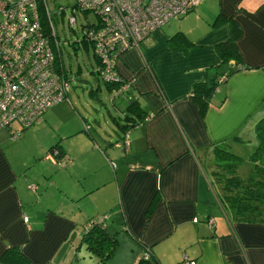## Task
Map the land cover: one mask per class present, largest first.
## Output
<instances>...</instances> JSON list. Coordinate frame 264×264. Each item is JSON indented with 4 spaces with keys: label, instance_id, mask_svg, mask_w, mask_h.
<instances>
[{
    "label": "crops",
    "instance_id": "1",
    "mask_svg": "<svg viewBox=\"0 0 264 264\" xmlns=\"http://www.w3.org/2000/svg\"><path fill=\"white\" fill-rule=\"evenodd\" d=\"M219 13L225 17L215 23ZM174 20L118 54L116 69L130 82L128 89L117 94L106 84L112 99H126L123 111L130 100L141 106L144 115L133 125L122 128L110 115L117 131L101 133L68 93L61 103L74 114L72 124L67 114L47 108L29 126L0 128V255L17 245L28 264H70L81 244L70 233L102 214L118 238L111 264H137L145 252L155 264H183L184 254L196 264H264V222L229 220L210 182L213 143L238 135L230 147L246 159L257 145L254 124L264 110V0H201ZM178 30L185 41H169ZM234 32L242 67L201 110L194 85L235 63L223 62L219 51ZM97 87L90 93L97 95ZM34 124L31 133H40L39 141L29 148L25 139L16 144L21 130ZM247 143L252 148L245 156L241 145ZM18 144L28 151L19 153ZM53 149L70 160L61 165Z\"/></svg>",
    "mask_w": 264,
    "mask_h": 264
},
{
    "label": "built area",
    "instance_id": "2",
    "mask_svg": "<svg viewBox=\"0 0 264 264\" xmlns=\"http://www.w3.org/2000/svg\"><path fill=\"white\" fill-rule=\"evenodd\" d=\"M200 1L76 0L77 7L98 15L85 38L101 60V77L119 83L115 93L128 89L130 83L116 69L118 54L127 47H139L145 36L170 19L190 12ZM41 3L49 19L50 33L42 23ZM69 21L73 24L74 16ZM57 52L59 41L46 0H0V128L11 127L14 122L21 127L29 126L40 120L51 105L68 99L70 76L63 71L62 63L56 62ZM224 79V75L218 78L219 82ZM12 134L13 138L20 135L18 131ZM50 152L52 156L60 154L61 165L70 160L56 149ZM31 187L35 189L36 185ZM104 217H92L85 227L93 223L105 225ZM23 219L26 221L27 216ZM183 264L196 261L184 254Z\"/></svg>",
    "mask_w": 264,
    "mask_h": 264
},
{
    "label": "trees",
    "instance_id": "3",
    "mask_svg": "<svg viewBox=\"0 0 264 264\" xmlns=\"http://www.w3.org/2000/svg\"><path fill=\"white\" fill-rule=\"evenodd\" d=\"M76 5V3L74 4ZM40 14L42 23L45 25L47 33L48 16L45 15L43 4H40ZM87 12L86 10H83ZM225 15L219 13L215 18V23L223 20ZM98 19V15H97ZM94 22L83 25V34L81 40L86 46H91L94 61L97 65L96 71L99 72L101 60L93 51L92 43L85 36L88 34L89 26L94 25ZM84 31H86L84 33ZM236 32L221 44L219 51L223 62L230 59H235V63L219 72L214 78L209 81L197 83L194 85L192 92L193 99L198 103L201 110H204L208 100L215 90L224 82L227 76L236 68L241 66L240 53L236 47L235 39ZM186 37L183 32L178 30L170 36L169 41L173 43L184 42ZM184 40V41H182ZM56 62L62 63L63 71L67 74V70L61 59L60 52L56 53ZM235 64H238L235 66ZM242 67V66H241ZM225 76L223 81L218 80L220 76ZM110 86L119 87V83L105 81ZM264 107V103H263ZM125 113L121 117L124 121L120 122L118 117H114L115 121L123 128L133 125L136 122V117L142 118L144 113L137 101L130 100L124 109ZM43 118V117H42ZM41 118V119H42ZM254 132L257 139V145L249 154L248 159L251 162L249 173L246 177H242L238 173V166L243 160V157L230 147V141L238 138L234 135L232 138L223 139L220 142H215L211 146V184L216 193L218 202L223 209L225 215L231 221H261L264 222V110L256 119L254 124ZM52 148V147H51ZM154 201V200H153ZM152 201V202H153ZM152 206V203H151ZM149 207V210L151 208ZM149 213V211H147ZM92 218V217H91ZM91 218H88L89 221ZM82 240L86 242V247L89 249L98 260L99 264H111L110 260L118 245L116 233L110 232L104 224L93 223L85 227L82 233ZM0 260L7 264H28V257L22 252L19 246H9L0 255ZM137 264H155L148 256L141 255Z\"/></svg>",
    "mask_w": 264,
    "mask_h": 264
},
{
    "label": "rangeland",
    "instance_id": "4",
    "mask_svg": "<svg viewBox=\"0 0 264 264\" xmlns=\"http://www.w3.org/2000/svg\"><path fill=\"white\" fill-rule=\"evenodd\" d=\"M75 3L76 0H46V7L50 13V19L59 41L61 59L71 77L69 96L76 109L84 115L89 124H92L101 133H114V129L116 131L117 129L110 115H115L120 122H123L124 120L119 116L124 114L123 108L126 104V99L124 96H114L112 99V92L107 90L105 80L96 71L97 65L94 61L91 46H86L81 40L83 25L96 22V13L94 11L84 12L81 8L74 5ZM71 16H74L75 19L73 24L69 21ZM174 19L176 18H172L168 22L172 23L175 21ZM97 85L98 87L95 89L97 95L91 94L90 89ZM61 102L51 105L49 107L50 110L67 114V122L73 123L74 114H72L70 109H64L62 105L65 104ZM68 104L70 105V103ZM13 126L16 127L17 122H14ZM34 126L35 124L21 130L25 134L16 140V144L25 139V143L27 141L25 147L29 148L32 143L38 142L42 136L39 135L40 133H31ZM249 130L251 131V127ZM71 139L72 137L66 138V141ZM241 148V152L244 154L246 148L252 147L247 143L241 145ZM16 150H20L19 144L16 145ZM250 150L252 151L253 149ZM27 151V149H22L18 152L24 153ZM242 157L243 160L238 166V173L240 176L246 177L249 173L251 162L248 157L247 159L243 155ZM91 214L88 216H92ZM85 220L81 221L78 229H74L70 233L69 238L76 240L75 245H79L81 242L77 250L78 259L73 260L70 264H99L96 257L91 255V252L87 249L86 242L81 238Z\"/></svg>",
    "mask_w": 264,
    "mask_h": 264
}]
</instances>
